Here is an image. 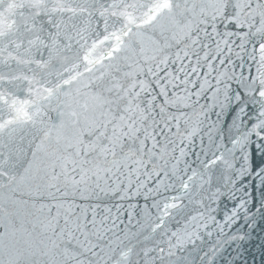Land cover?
<instances>
[{
  "label": "snow or ice",
  "instance_id": "snow-or-ice-1",
  "mask_svg": "<svg viewBox=\"0 0 264 264\" xmlns=\"http://www.w3.org/2000/svg\"><path fill=\"white\" fill-rule=\"evenodd\" d=\"M141 194L117 232L105 199ZM241 210L264 219V0H0V264H215Z\"/></svg>",
  "mask_w": 264,
  "mask_h": 264
},
{
  "label": "water",
  "instance_id": "water-1",
  "mask_svg": "<svg viewBox=\"0 0 264 264\" xmlns=\"http://www.w3.org/2000/svg\"><path fill=\"white\" fill-rule=\"evenodd\" d=\"M102 28V25H101ZM91 43V41H89ZM223 47V46H222ZM238 50V49H237ZM204 51L206 49H196L195 52L192 50L189 51V56L183 59V64L186 66L185 71H187L189 75V79L196 82L199 80L200 82L203 81L205 73H209L207 78L208 80L215 86V77L223 72L225 70V65H221L219 63V59H212V57H209L208 61H205L203 59L204 57ZM198 52L199 58H200V64L196 65L197 55ZM213 52H214V45H213ZM183 55V54H181ZM244 55V54H242ZM233 59L236 60V57L233 53ZM245 61H247V56L245 55ZM208 63H212V70H209L207 67ZM236 63L239 64V60H236ZM180 61H177L176 64H170L168 69L165 71H170L175 75H179L181 79L184 77V72L178 71L180 68ZM197 66V71L199 73V77H197L196 73H191V67ZM229 68V74H231V66H228ZM241 71H244L245 74H247V63L245 64V68L241 69L239 67L235 68V72L237 75ZM165 72L161 71L160 75L164 76ZM183 86H181L182 88ZM191 88V85H189ZM177 91H180L179 89ZM195 91V89H193ZM182 94V93H181ZM204 101L201 100V103ZM195 151H199V140L196 141V147L194 149ZM193 157H190L192 159ZM151 186V185H149ZM144 189L141 190L143 193ZM249 191L252 192V188H249ZM238 196H242L243 193H237ZM253 195L257 198V201L259 199V190H256L253 192ZM238 203V201H224L217 206L216 204L213 205L214 208H216V212H213V215L217 217L218 220H222L224 210H225V204H227V207L230 209L233 204ZM151 206L152 199L149 198L147 201L145 200V197L143 194L141 195H132L131 198H126L125 200H119V199H112L107 198L104 201V204L101 206L102 209L107 206L112 209L111 211V219H115L117 216H119V219L116 220V228L115 230L119 232L121 229L129 228L132 231H135L136 229L133 227L135 225L136 219H139V214H142L145 205ZM117 205H121L122 207L119 208V211L117 209ZM129 205H132V208H129ZM249 207H252L249 205ZM253 211L255 209L253 208ZM129 212L132 213L133 220L132 225L128 224V214ZM154 212V210H153ZM101 214H104L103 211ZM240 219L231 227V229H225V231L229 234L239 233L241 235L245 236L244 240H237L234 242H230L224 247V251L216 257L215 264H264V219H262L258 214L256 215L255 220V226L252 228L248 227V224L243 219V210L240 211ZM111 219L108 222V226H111ZM123 221V223H121ZM212 222L209 221V225L211 226ZM210 230L213 231L212 237H205V245L203 246L205 250L215 242L216 240V229L214 227H210ZM203 232V229L201 230ZM195 264H200V261L198 259L195 260Z\"/></svg>",
  "mask_w": 264,
  "mask_h": 264
}]
</instances>
